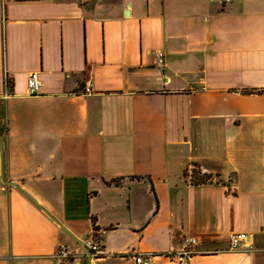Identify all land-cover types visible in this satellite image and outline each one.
Listing matches in <instances>:
<instances>
[{"label":"crops","instance_id":"0c3cea01","mask_svg":"<svg viewBox=\"0 0 264 264\" xmlns=\"http://www.w3.org/2000/svg\"><path fill=\"white\" fill-rule=\"evenodd\" d=\"M188 237L190 264H264V0H0V264Z\"/></svg>","mask_w":264,"mask_h":264},{"label":"built area","instance_id":"2783aa9c","mask_svg":"<svg viewBox=\"0 0 264 264\" xmlns=\"http://www.w3.org/2000/svg\"><path fill=\"white\" fill-rule=\"evenodd\" d=\"M218 5L224 6L229 0H213ZM163 53L159 52L156 56L157 66L163 65ZM40 82L37 73H30L27 78L26 94L28 96H37L40 94ZM84 93H91L89 86L84 88ZM247 239V235L242 232L231 233L228 237L229 249L234 250L238 248ZM84 246L89 250L93 257H100L104 254L103 248L98 244L87 241ZM198 253L197 240L195 237L185 238L183 241V248L179 251H168L163 254L152 253H136L134 254L135 264H152L157 258L163 259L167 264H190L193 256ZM57 257L61 260L70 258L69 251L61 246L57 249Z\"/></svg>","mask_w":264,"mask_h":264},{"label":"trees","instance_id":"16d2710c","mask_svg":"<svg viewBox=\"0 0 264 264\" xmlns=\"http://www.w3.org/2000/svg\"><path fill=\"white\" fill-rule=\"evenodd\" d=\"M192 181L191 183L198 185V184H205L209 181V177L206 175L200 174V172L197 170V172L192 171L191 175Z\"/></svg>","mask_w":264,"mask_h":264},{"label":"water","instance_id":"95a60500","mask_svg":"<svg viewBox=\"0 0 264 264\" xmlns=\"http://www.w3.org/2000/svg\"><path fill=\"white\" fill-rule=\"evenodd\" d=\"M2 182L3 183H6L4 180H2ZM10 184H12V185H14L15 187H18V186H16L15 184H13V183H10ZM23 192V191H22ZM24 193V192H23ZM25 194V193H24ZM26 195V194H25ZM27 196V195H26ZM28 198H29V196H27ZM30 199V198H29ZM38 208L39 209H41L42 211H44L46 214H47V212L43 209V208H41L40 206H38ZM47 215H49V214H47ZM49 217L57 224V225H59L63 230H65V228L57 221V220H55L53 217H51L50 215H49ZM66 231V230H65ZM75 239V238H74ZM76 242H78L79 244H81L82 245V243L80 242V241H78V240H75ZM83 248H84V250L86 251V253L87 254H90L89 253V250L85 247V246H83Z\"/></svg>","mask_w":264,"mask_h":264},{"label":"rangeland","instance_id":"374dc122","mask_svg":"<svg viewBox=\"0 0 264 264\" xmlns=\"http://www.w3.org/2000/svg\"><path fill=\"white\" fill-rule=\"evenodd\" d=\"M192 171H193V172H197V168H196V167H191L190 175H192Z\"/></svg>","mask_w":264,"mask_h":264}]
</instances>
